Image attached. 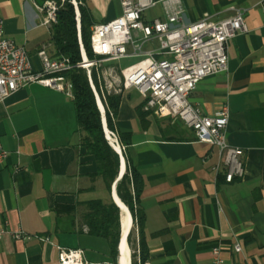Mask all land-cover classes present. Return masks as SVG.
I'll return each mask as SVG.
<instances>
[{"label":"crops","instance_id":"obj_1","mask_svg":"<svg viewBox=\"0 0 264 264\" xmlns=\"http://www.w3.org/2000/svg\"><path fill=\"white\" fill-rule=\"evenodd\" d=\"M161 1L143 12V20L164 16ZM178 1L188 21L203 15L219 20L244 9L246 31L228 42L227 71L201 79L188 96L204 114L227 104L226 141L242 149L244 172L226 182L214 170L215 147L197 141L181 121L144 110L136 89H122L113 123L128 140L121 146L115 133L124 165L126 153L140 177L143 264H210L213 246L224 264H264V3ZM84 4L91 25L121 12L118 0ZM0 16L4 36L28 51L34 69L39 47L55 55L52 24L41 23L43 13L32 0H0ZM82 134L73 99L61 91L29 83L0 101V144L8 152L0 163V229L48 237L3 234L0 264H58L57 245L80 249L86 264H110L106 240L87 233L82 214L89 199L112 200L114 181L107 192ZM57 205L74 210L56 214ZM235 241L240 251L233 250Z\"/></svg>","mask_w":264,"mask_h":264},{"label":"built area","instance_id":"obj_2","mask_svg":"<svg viewBox=\"0 0 264 264\" xmlns=\"http://www.w3.org/2000/svg\"><path fill=\"white\" fill-rule=\"evenodd\" d=\"M32 1L43 13L41 23L50 25L56 22L57 8L53 1L42 0L41 4ZM118 2L121 12L117 17L90 26L89 47L93 58H88L78 38L80 60L76 64L62 54L50 55L45 46H41L36 50L39 69L33 68L29 53L23 46L4 36L0 16V101L29 83H39L72 97L71 82L63 75L65 71L73 67L86 70L92 86L89 67L96 61L138 58L121 68L122 88L119 91L136 89L143 98L144 110H150L158 117L181 121L193 131L197 141L215 147L218 161L214 170L221 171L226 182L242 177L243 151L226 141L227 104L221 105L213 114H204L197 104L188 100V96L201 79L227 71L228 42L237 33L246 31L244 9L235 8L231 16L219 20L203 15L195 21H188L178 0H162L164 16L145 21L143 12L158 0ZM260 2L264 3V0ZM75 15L79 22V12ZM150 42L156 45L142 48L143 44ZM110 132L115 138V133ZM7 157L8 152L0 144V163ZM3 234L14 239L36 237L41 241L48 240L44 235H30L21 229H0V238ZM232 248L241 250L237 241ZM56 249L58 264H86L80 249L58 245ZM210 264H224L218 246L211 248Z\"/></svg>","mask_w":264,"mask_h":264},{"label":"trees","instance_id":"obj_3","mask_svg":"<svg viewBox=\"0 0 264 264\" xmlns=\"http://www.w3.org/2000/svg\"><path fill=\"white\" fill-rule=\"evenodd\" d=\"M42 1V0H41ZM57 5L60 0H55ZM79 10V38L85 53L89 58L93 57L89 47L90 18L84 4V0H78ZM56 22L52 24V40L55 47V55L67 56L71 63L76 64L80 60L79 43L75 12L70 0H63L58 6ZM63 75L71 82L72 99L75 108L76 119L81 130V143L87 153L91 154L96 163V176H100L107 192L115 180L119 158L104 138L99 111L97 109L92 91L89 87L86 74L83 69L73 67L65 71ZM93 81L96 84L95 72L92 71ZM121 91V90H120ZM120 91L118 93H102L105 122L110 131L116 133L113 118L116 115ZM124 132L117 131V139L121 146L128 144ZM125 158V172L116 182L115 191L121 201L127 206L137 238L131 241V233L127 238L130 248L131 264H143L147 256V248L144 241L143 221L144 214L138 205L141 193L139 173L131 163L128 155ZM85 211L82 214V222L91 236L102 237L106 240L109 252L110 264H115L116 248L119 237L118 208L111 199L104 201L100 198H92L83 202ZM74 206L57 205L54 208L56 214L71 213Z\"/></svg>","mask_w":264,"mask_h":264},{"label":"rangeland","instance_id":"obj_4","mask_svg":"<svg viewBox=\"0 0 264 264\" xmlns=\"http://www.w3.org/2000/svg\"><path fill=\"white\" fill-rule=\"evenodd\" d=\"M50 1L54 2L53 4L56 8H58V6L61 5V3L63 2V0H60V4L57 5L55 0H50ZM74 1L76 3V8H75V4H74L73 0H70V3L73 5L74 12L76 13V10H78V5L80 4V1H78V0H74ZM78 12H79V10H78ZM77 34H78V30H77ZM91 58H93V57H91ZM137 60H138V58L122 57V58H119L118 60L96 61V64L94 66L89 67V70L91 71L90 72V78H91L92 86L90 85L89 81H88V84H89V87L92 91L95 103L97 102L96 94L102 103V96H103L102 93L111 92V93L115 94V93L119 92V89L122 88L121 68H124L127 65L132 64ZM92 71L95 72L96 84H97L98 88L96 87V85L93 81ZM84 72L86 74V70H84ZM86 77L88 80L87 74H86ZM102 105H103V103H102ZM103 108H104V106H103ZM99 115H100V111H99ZM106 127H107V125H106ZM115 138H116V136H115ZM136 234L137 233L135 231V228L133 227V230H132L131 236H130L131 241H133L136 238Z\"/></svg>","mask_w":264,"mask_h":264},{"label":"bare ground","instance_id":"obj_5","mask_svg":"<svg viewBox=\"0 0 264 264\" xmlns=\"http://www.w3.org/2000/svg\"><path fill=\"white\" fill-rule=\"evenodd\" d=\"M96 100H97V104L100 110V113L102 115V119L104 120V108L103 105L99 99V97L96 94ZM104 132L105 135L108 139V141L111 143V145L114 147V149H116L117 151L120 152V147L118 145V143L116 142L114 136L111 134V132L108 130V128L106 127V125L104 124ZM125 171V165H124V161L122 159V165H121V174L123 175ZM114 199L115 201L118 203V205L120 206L121 212H122V226H123V234H122V243H121V247H120V256H119V260H120V264H131V257H130V249L127 243V238L130 235V233L133 230V223H132V219H131V214L127 208V206L121 201V199L116 195V193H113Z\"/></svg>","mask_w":264,"mask_h":264},{"label":"water","instance_id":"obj_6","mask_svg":"<svg viewBox=\"0 0 264 264\" xmlns=\"http://www.w3.org/2000/svg\"><path fill=\"white\" fill-rule=\"evenodd\" d=\"M37 2L39 4H41V0H37ZM78 12V10L76 11V13ZM75 20H76V28L78 30V38H79V22H78V19L75 15ZM96 106L98 108V111L99 110V107H98V104L96 102ZM100 120H101V125H102V130H103V134H104V138L107 140V143L109 144V146L112 148V150L118 155V158H119V164H118V169H117V174H116V178L111 186V192H112V202L117 206L118 208V215H119V237H118V242H117V248H116V263L115 264H120V260H119V256H120V247H121V243H122V234H123V226H122V212H121V209H120V206L118 205V203L115 201L114 199V196H113V193H114V184L120 179V177L122 176L121 174V165H122V156L120 154L119 151H117L116 149H114V147L111 145V143L108 141L106 135H105V132H104V120L102 119L101 115H100Z\"/></svg>","mask_w":264,"mask_h":264}]
</instances>
